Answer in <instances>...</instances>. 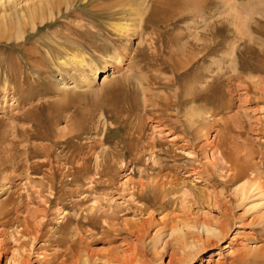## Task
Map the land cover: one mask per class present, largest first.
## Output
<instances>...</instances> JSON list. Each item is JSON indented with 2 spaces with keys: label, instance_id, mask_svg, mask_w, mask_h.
<instances>
[{
  "label": "rangeland",
  "instance_id": "obj_1",
  "mask_svg": "<svg viewBox=\"0 0 264 264\" xmlns=\"http://www.w3.org/2000/svg\"><path fill=\"white\" fill-rule=\"evenodd\" d=\"M117 1L18 0L38 17L23 42L9 23L15 4L3 7L11 18L0 22V211L10 210L0 216V264H81L85 255L90 264H264L263 200L240 191L255 175L232 179L222 155L257 165L264 191V23L263 38L243 43L221 19L222 1L178 16L197 1L168 0L160 22L126 38L114 30L129 17ZM238 3L264 13V0ZM231 45L257 71L226 81ZM115 47L121 64L110 59ZM22 50L33 54L28 64ZM72 54L81 69L57 59ZM9 61L21 77L8 76ZM219 65L224 81H214ZM139 77L151 88L147 103ZM190 94L199 100L189 103ZM201 225L224 234L197 243L192 226ZM177 235L203 252L180 256Z\"/></svg>",
  "mask_w": 264,
  "mask_h": 264
},
{
  "label": "bare ground",
  "instance_id": "obj_2",
  "mask_svg": "<svg viewBox=\"0 0 264 264\" xmlns=\"http://www.w3.org/2000/svg\"><path fill=\"white\" fill-rule=\"evenodd\" d=\"M6 1L9 3H14L15 4V6L13 7V13H14V15H15V17L14 18H11V15H10V17H9V14L6 12V11H8V10H5V9H3V7L6 5L5 3H6ZM17 1L18 0H0V8H2L1 10L3 11V12H1L0 13V22L1 23H3V25L2 26H4V28H5V26H8V21H9V19H10V25L11 26H13L14 27V29H15V33L17 32V34H16V39H18V40H20V41H22L23 42V40H25L26 39V37L25 36H23L24 35V33H25V29H24V31H21V30H23V27H27V26H29V24H31V29H32V31H35V30H33V29H35V27H36V25L38 24V17L36 16L37 15V9L35 8V6L32 8L30 5L29 6H27V8H23V9H18V7H19V5H20V3L18 2L17 3ZM171 1V0H170ZM178 1H182V0H176V2H178ZM184 1V0H183ZM182 1V2H183ZM197 2H195V3H190V4H193L192 6H189V4H187L189 7H187V10H184L185 8V6H181L180 8L182 9V8H184V9H182V10H184V11H182V10H178V9H176V10H178L177 12L179 13V14H177L178 16H180V15H182V14H184V12H187V11H190V10H194V11H196V9H200V7H208V6H206V2L208 1V0H196ZM211 1H213V0H211ZM220 1H222V3H223V5H225V7L227 8V13L225 14V15H223V17L222 16H220L221 17V19L222 20H226L227 21V23H228V25L229 26H232L233 28H235V30L237 31V33H238V35L240 36V39H241V41H244L243 43H250L252 40H256L257 38H258V35L260 36L262 33H261V31H262V29H263V27H262V23H264V13L263 12H260V11H258V14H256V12H254V14H253V12L251 11V10H249V9H244L243 7H241L240 6V4L238 3V0H220ZM27 2H32V0H27ZM153 2V3H152ZM167 2H168V0H118L117 1V7H121V9H122V7L124 8V11H128V21H126V22H123V24L121 23V24H116L115 25V32H117L119 35H120V37H126V38H131L132 37V35L133 34H139V30H140V32H144V30H145V26L146 25H149V26H152V24H154V22L156 23V22H160V18H156L157 17V15L159 14L160 15V13H159V11L157 10V7L159 6V5H162V4H167ZM181 2V3H182ZM185 2V1H184ZM183 2V3H184ZM194 2V1H193ZM182 3V4H183ZM186 3V2H185ZM209 3V2H208ZM210 3H212V2H210ZM216 3V2H215ZM215 3H213V5L215 4ZM219 3V2H218ZM152 4H153V6H152ZM13 5V4H12ZM211 5V4H210ZM218 5V4H217ZM223 5H222V7H223ZM165 6V5H164ZM216 6V5H215ZM219 6V8H221L220 6L221 5H218ZM211 7H213V6H211ZM224 7V8H225ZM179 8V9H180ZM201 8V9H202ZM216 9L218 8L217 6L215 7ZM225 8V9H226ZM204 9V8H203ZM160 11H161V9H159ZM175 10V9H174ZM123 11V10H122ZM164 11H166V10H164ZM182 11V12H181ZM198 11V10H197ZM163 12V11H162ZM161 12V13H162ZM260 12V13H259ZM196 13V12H195ZM199 13V12H198ZM204 13V12H203ZM205 14V13H204ZM251 16H250V15ZM212 15V14H211ZM259 17H258V16ZM8 16V17H7ZM199 16V15H198ZM250 16V17H249ZM255 16V17H254ZM257 16V17H256ZM13 17V16H12ZM159 17V16H158ZM249 17V18H248ZM169 18V17H168ZM43 19V18H42ZM219 19V18H218ZM165 20V19H164ZM167 21V20H166ZM228 26V27H229ZM0 31H1V26H0ZM1 33V32H0ZM117 34V35H118ZM57 35V34H56ZM118 35V36H119ZM52 36H54V35H52ZM58 36V35H57ZM60 36H62V35H60ZM261 38H263L262 36H260ZM62 38H65V37H62ZM67 38V37H66ZM255 38V39H254ZM41 39V38H40ZM48 39V38H47ZM50 39V38H49ZM57 39V38H56ZM68 40V39H67ZM70 40V39H69ZM69 40H68V42H69ZM112 40V39H111ZM114 40V39H113ZM61 41V40H60ZM63 41V40H62ZM71 41V40H70ZM115 41H120V38H118V39H116L115 38ZM237 41H239V40H237ZM43 42V41H42ZM55 42V41H54ZM64 42H65V40H64ZM67 42V41H66ZM73 42V41H72ZM254 43V42H253ZM35 44V43H34ZM54 44V43H53ZM65 44V43H64ZM63 44V45H64ZM260 44V43H259ZM48 45V44H47ZM44 46V45H43ZM49 46V45H48ZM57 46V45H56ZM74 47H75V45H73ZM204 46V45H203ZM235 46V45H234ZM262 46V45H261ZM70 47H72V46H70ZM239 47H242V45H240ZM239 47H232V45H231V48L229 49L230 50V53H228V55L229 56H231V57H229V58H231V67H230V71L229 72H231V74H232V76H230V77H232V78H230V77H225L226 78V81L228 80H236V78H237V80L238 79H240V78H242L241 77V74H242V71L243 70H252V71H257V66L255 65V64H251V65H249V64H247V66H250L251 68H246V66H245V63L243 64L241 61H240V56H239V52H241V50L242 49H238ZM51 48V47H50ZM49 48V49H50ZM55 48V47H54ZM54 48H51V51L52 52H54L55 51V49ZM198 48V47H197ZM201 48H202V46H201ZM206 48V47H205ZM35 49V48H34ZM40 49V48H39ZM209 49V48H208ZM58 50V49H57ZM28 51H31V50H28ZM28 51H26V50H22V52H21V56H22V58L25 60V63L26 64H28V62L33 58L32 57V55H31V53H29ZM33 51V50H32ZM50 51V52H51ZM206 51V50H205ZM34 52V51H33ZM50 52H48V54L50 53ZM56 52H58V51H56ZM61 52V51H60ZM35 53V52H34ZM47 54V55H48ZM68 54V53H67ZM34 55H36V54H34ZM113 55L114 56H112L110 59L111 60H114V61H116L118 64H121L122 62H123V60H124V58H123V55H122V53H120V50L118 49V47L116 48H114V51H113ZM111 56V55H110ZM109 56V57H110ZM180 57V56H179ZM193 57V56H192ZM9 58V57H8ZM11 58V57H10ZM9 58V59H10ZM13 58V57H12ZM46 58V57H45ZM14 59V58H13ZM19 59V58H18ZM57 59L58 60H60L61 62L60 63H62L64 66H66V67H71L73 70H75L74 69V67L75 68H78V70H79V68L81 69V67L83 66L82 64H83V61H82V59H79L78 57H76V55H71V56H67V57H65V58H61V57H57ZM257 59H258V57H257ZM49 61V60H48ZM51 61V60H50ZM263 61V60H262ZM10 62V61H9ZM13 62V61H12ZM32 62H35L34 60L32 61ZM40 62V61H39ZM42 62V61H41ZM52 62V61H51ZM260 62V65H261V61H259ZM11 63V62H10ZM21 63V62H20ZM44 63H46L45 61H44ZM49 63V62H48ZM74 63V64H73ZM185 63V62H184ZM8 64V63H7ZM6 64V65H7ZM22 64V63H21ZM73 64V65H72ZM183 64V63H182ZM10 65H13V67L12 66H10ZM8 64L7 65V69H6V73L8 74V76H10V78H12V77H17V76H20V74L19 75H17L18 73H17V70H20L21 71V69H19V68H21L20 67V64H19V68L16 70V67H18V64H17V66H14V63L12 64ZM36 65V64H35ZM253 65H255V66H253ZM4 66V65H3ZM9 66V67H8ZM29 66V65H28ZM31 67V66H30ZM259 68V67H258ZM217 69V72H215V77H214V81H219L218 79H220V78H222L223 79V77L225 76V75H227L229 72L226 70V73H225V70H224V68L223 67H221L220 65L216 68ZM227 69V68H226ZM260 69H263L262 67L260 68ZM261 71V70H260ZM92 73L94 72V75L93 76H95L96 77V75H97V71H91ZM101 72V74H103V71H100ZM212 72V71H211ZM251 72V71H250ZM259 72V71H258ZM247 73V72H246ZM23 74V73H22ZM231 74H229V75H231ZM17 75V76H16ZM21 77V76H20ZM25 77H27V76H25ZM145 77V76H144ZM19 78V77H18ZM17 78V79H18ZM141 78L142 77H139V79L138 80H140L139 82H140V86H142V92H143V95H144V98H145V102L147 103V97H146V95L148 94L147 92H151V88H150V86L148 85L149 84V82H148V79H146V78H144V79H142V82H141ZM14 79V78H13ZM12 79V80H13ZM16 79V78H15ZM17 79H16V82H17ZM213 79V78H212ZM19 80V79H18ZM22 80V79H21ZM223 81H224V79H223ZM14 83V82H13ZM144 83L146 84V85H148L147 87L144 85ZM171 83V82H170ZM230 83V82H229ZM255 84H257V83H255ZM259 84V83H258ZM238 85V84H237ZM248 85V84H247ZM262 85V84H261ZM263 86H264V84H263ZM4 87H5V85H4ZM3 87V92H2V94H4V100H5V97H6V93H7V90H6V88H4ZM16 87V86H15ZM21 87V86H20ZM15 89V88H14ZM22 89V87L20 88V90ZM15 90H17V89H15ZM238 92V91H237ZM180 94V95H179ZM19 95V94H18ZM21 95V94H20ZM175 95V102L177 101V103L178 104H181V103H183V102H186L185 101V98L183 97V95L179 92V93H176V94H174ZM187 95V94H186ZM190 95H194V94H190ZM21 97V96H20ZM143 97V96H142ZM186 97V96H185ZM173 98V99H174ZM188 98V97H187ZM150 99V98H149ZM22 100V99H21ZM199 100V97H197L196 95H194V96H192L191 97V99L189 100V103H195V102H197ZM150 101H152V99L150 100ZM24 102H25V100H24ZM164 102H166V101H164ZM168 102H166V104H167ZM150 104H153V102L152 103H150ZM157 104V103H156ZM159 105L161 106L162 104H160L159 103ZM157 106V107H159L160 108V106ZM182 105V104H181ZM48 106V105H47ZM151 106H153V105H151ZM150 106V107H151ZM154 106H156L155 104H154ZM166 106V105H165ZM64 107V106H63ZM148 107V106H147ZM146 107V108H147ZM25 108V107H24ZM51 109V108H50ZM60 109V108H59ZM194 109H192L191 111H193ZM31 111V110H30ZM26 112H28V111H26ZM190 112V111H189ZM188 112V114L186 115V117H189V118H187V121H189V123L188 124H193L194 123V112L197 114V112L196 111H194L193 113H189ZM207 112V111H206ZM31 113V112H30ZM27 115V117L26 118H29L28 117V114L26 113L25 114V116ZM206 115H207V113H206ZM23 116V115H22ZM25 116H24V118H25ZM34 116V115H33ZM52 117H54V116H52ZM185 117V118H186ZM15 118V117H14ZM20 118V117H19ZM34 119V118H33ZM51 119V118H50ZM232 119V118H231ZM186 120V119H185ZM239 120V119H238ZM32 121V120H31ZM57 121V120H56ZM196 121V120H195ZM33 122V121H32ZM183 122V121H182ZM224 122V121H223ZM37 123V122H36ZM184 125V124H183ZM185 127V126H184ZM14 130H16L15 129V127H14ZM80 131V130H79ZM36 132V131H35ZM222 132V131H221ZM15 133H16V131H15ZM219 133H220V131H219ZM76 134V133H75ZM227 134V133H226ZM224 135V134H223ZM43 136V135H42ZM44 137V136H43ZM192 137V136H191ZM21 138V137H20ZM224 138V137H223ZM226 138V137H225ZM25 141V140H24ZM15 143V142H14ZM223 144V143H222ZM12 145H14V144H12ZM221 145V144H220ZM226 146H227V144H225ZM226 146H225V148H226ZM26 147V146H25ZM217 148V147H216ZM224 148V149H225ZM229 148V147H228ZM153 149V148H152ZM222 149V148H221ZM235 149V148H234ZM41 150V149H40ZM220 150V149H219ZM231 150V149H230ZM243 151V150H242ZM240 152V151H239ZM238 152V153H239ZM251 152V151H250ZM31 151L29 150V148H27V149H24V152H23V155L25 154V156L27 157V158H29L30 157V155H31ZM226 153V152H225ZM222 154L223 156L225 155V160L224 161H226V163H227V165H228V167H227V170L228 171H230L231 173H232V176H231V178L232 179H240V178H243L244 176H246L247 175V173H245V172H247V171H249V174H254L255 176L253 177V179L251 180V183L249 184V185H247V187L245 186L244 188L243 187H241V194H242V196L243 197H246L247 195H248V193L250 192V193H254V192H257V194L259 195V196H261V198H262V200H263V203H262V206L264 207V191H263V188L262 187H260V184H259V182H260V180L258 179V177L257 176H259V173H258V166L256 165L255 167L254 166H252V168H249L248 169V167L247 166H245V164H247V163H245V162H242V160H239L238 158H232V156L230 155L229 156V154H228V156H226V154ZM230 153H231V151H230ZM38 154V153H37ZM232 154V153H231ZM235 154V153H234ZM35 155V154H34ZM48 155V154H47ZM233 155V154H232ZM253 155V154H252ZM235 156H237V155H235ZM49 158V157H48ZM246 158H247V156H246ZM245 158V159H246ZM248 159H249V157H248ZM249 161V160H248ZM262 161V160H261ZM255 162V161H254ZM244 163V164H243ZM250 163V162H249ZM258 163H260V161L258 162ZM263 163V162H262ZM262 163H261V165H262ZM51 165V164H50ZM249 165V164H248ZM260 165V164H259ZM261 167V166H260ZM244 168H246V169H244ZM39 169V168H38ZM264 174V173H263ZM51 176V175H50ZM250 178V177H249ZM259 180V182H257ZM97 183V182H96ZM247 184V183H246ZM264 187V186H263ZM49 188V187H48ZM7 206V205H6ZM6 206H3V207H6ZM16 209V208H15ZM10 209H1V211H0V216H2V217H6L7 216V213H8V211H9ZM10 215V214H9ZM32 217V216H31ZM89 217V216H88ZM30 219V218H29ZM32 220V219H31ZM34 220V219H33ZM261 220H263V223H264V216H263V218L261 219ZM29 224V223H28ZM24 225H26V224H24ZM32 225H34V224H32ZM43 225V224H42ZM42 225H40V226H38V228L39 227H41ZM91 225V224H90ZM22 226V225H21ZM30 226H31V224H30ZM35 226V225H34ZM186 227H187V225H186ZM13 228V227H12ZM25 229H26V227H25ZM29 229V228H28ZM182 229V228H181ZM192 229H194V230H196V235H198V236H191V237H193L192 239H194L195 240V242H197V243H199V242H201L200 241V239L201 238H203V241L204 242H206L207 241V239L209 238V236H212V237H214V238H216V239H219V237L220 236H222V234H224V233H222V231L221 230H215V229H209L208 228V226L206 227L205 225H201V226H192ZM38 230V229H37ZM57 230V229H56ZM73 230V229H72ZM180 230V229H179ZM185 230V229H184ZM25 231V230H24ZM27 231V230H26ZM39 231H40V229H39ZM177 231V233H178V230H176ZM181 231V230H180ZM183 232V231H182ZM28 234H30V233H28ZM38 234V233H37ZM36 234V235H37ZM180 234H182L181 232L179 233V235ZM184 234V233H183ZM195 234V233H194ZM23 235V234H22ZM179 235H177V236H179ZM80 236V235H79ZM185 236H187L186 234H185ZM184 236V237H185ZM224 236V235H223ZM176 237V236H175ZM190 237V238H191ZM44 238V237H43ZM179 238L181 239V240H183L184 238L182 237V236H179ZM190 238H188V239H190ZM34 239V241L36 240V241H38V237L36 236L35 238H33ZM18 240V239H17ZM40 240V239H39ZM52 241V240H51ZM188 241V240H187ZM187 241H186V237H185V240H183V246H180V247H178V252H179V254H180V256H181V254H185L186 253V249H191V248H195V251H194V254L192 255V256H194L195 254H197V253H199L200 254V252H203V250L204 249H201V245L200 246H198V245H195L194 243H187ZM72 242V241H71ZM178 242H179V240H178ZM203 242V243H204ZM209 242V241H208ZM208 242H207V244H208ZM54 243V242H53ZM75 243H77V242H75ZM78 244V243H77ZM202 244V243H201ZM54 245V244H53ZM84 245V244H83ZM204 245V244H203ZM71 246V245H70ZM72 246H74V244L72 245ZM85 246H87V245H85ZM31 248V247H30ZM84 248V247H83ZM70 249V248H69ZM72 249H73V251H74V249L75 248H73L72 247ZM79 249V248H78ZM44 250V249H43ZM64 250H66V249H64ZM71 250V249H70ZM84 250H85V248H84ZM257 250H260V249H257ZM67 251V250H66ZM69 251V250H68ZM189 251V250H188ZM251 251V250H250ZM255 251V250H254ZM77 252V251H76ZM260 252V251H259ZM258 252V253H259ZM69 253H70V251H69ZM68 253V254H69ZM73 253V252H72ZM258 253H257V255H258ZM263 253V252H262ZM54 254V253H53ZM67 254V253H66ZM67 254V255H68ZM74 254H76V253H74ZM86 254V253H85ZM246 254V253H245ZM174 255H175V253H174ZM198 255V254H197ZM256 255V256H257ZM70 256V255H69ZM71 256H73V255H71ZM82 256H84V255H82ZM183 256V255H182ZM186 256H188L187 254H186ZM247 256H249V254H247ZM246 256V257H247ZM64 257H66V256H64ZM79 257V256H78ZM173 257V256H172ZM172 257L170 258L171 260H172ZM176 257V256H175ZM195 257H196V255H195ZM243 257H244V254H243ZM71 258H73V257H71ZM241 258V257H240ZM245 258V257H244ZM56 259H58L56 256H55V260ZM70 258H68V260H69ZM78 259V258H77ZM94 259V258H93ZM181 259V258H180ZM185 259V258H184ZM257 259V258H256ZM67 260V259H66ZM171 260H170V262H171ZM175 260V259H174ZM96 261V260H95ZM102 261V260H101ZM179 261V260H178ZM189 262L191 261V260H188ZM49 262V261H48ZM53 262H54V260H53ZM53 262H51V264L53 263ZM56 262V261H55ZM96 262H98V260L96 261ZM96 262H94L93 261V264H96ZM103 262V261H102ZM180 262H181V260H180ZM19 263V262H18ZM24 263V262H23ZM61 264H65V261H61L60 262ZM58 264V263H57ZM70 264V263H69ZM81 264H90V258H88L86 255L84 256V257H81ZM103 264H105V263H103ZM186 264V263H185Z\"/></svg>",
  "mask_w": 264,
  "mask_h": 264
}]
</instances>
